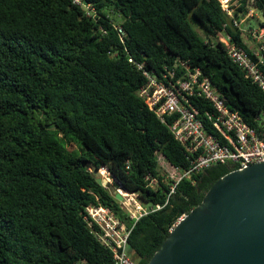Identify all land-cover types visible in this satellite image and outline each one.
<instances>
[{
  "label": "trees",
  "instance_id": "1",
  "mask_svg": "<svg viewBox=\"0 0 264 264\" xmlns=\"http://www.w3.org/2000/svg\"><path fill=\"white\" fill-rule=\"evenodd\" d=\"M83 1L95 17L73 0H0V264H115L84 218L98 204L132 227L128 254L147 264L179 217L235 168L211 165L170 191L158 156L186 169L187 153L137 95V63L200 68L264 140V91L220 41L227 34L248 48L233 20L248 4L264 15V0H231L239 4L229 10L220 0ZM104 168L114 178L106 186L96 181ZM110 184L154 209L133 224Z\"/></svg>",
  "mask_w": 264,
  "mask_h": 264
},
{
  "label": "built area",
  "instance_id": "2",
  "mask_svg": "<svg viewBox=\"0 0 264 264\" xmlns=\"http://www.w3.org/2000/svg\"><path fill=\"white\" fill-rule=\"evenodd\" d=\"M73 3L79 5L87 16L95 17V9L91 4L83 0H73ZM228 14L231 15V12L228 11ZM242 22L233 20L234 26L244 34V39H252V45L244 48L232 42L227 34L220 41L225 44L231 61L264 91V31L256 30L250 24L242 27ZM129 61L132 62V59ZM136 65L144 76V83L138 88L137 95L166 124L187 153V168H173L171 192L181 178L217 163H228L236 170L264 162L262 133L230 109L200 68L190 67L182 61H176L171 67L164 65L157 70L146 69L141 63ZM201 100L206 101L211 109L200 107ZM146 180L151 187L156 184L154 177L146 176ZM155 208H160V205ZM153 209L140 202L135 212L126 210L134 224ZM184 215L179 217L170 231ZM84 218L97 238L111 251L115 264H136L127 251L132 227H127L110 208L101 204L86 206Z\"/></svg>",
  "mask_w": 264,
  "mask_h": 264
},
{
  "label": "water",
  "instance_id": "3",
  "mask_svg": "<svg viewBox=\"0 0 264 264\" xmlns=\"http://www.w3.org/2000/svg\"><path fill=\"white\" fill-rule=\"evenodd\" d=\"M147 264H264V162L216 180Z\"/></svg>",
  "mask_w": 264,
  "mask_h": 264
},
{
  "label": "rangeland",
  "instance_id": "4",
  "mask_svg": "<svg viewBox=\"0 0 264 264\" xmlns=\"http://www.w3.org/2000/svg\"><path fill=\"white\" fill-rule=\"evenodd\" d=\"M222 7L226 10H229V8L231 7V5H233L234 7H237L239 4V1H234L233 3L231 2V0H220ZM247 12L246 14L240 19L242 20V24L240 26L244 27L245 25L250 24L254 29L259 30L261 29V32L264 31V15L262 14V12L256 8H254V6L252 4H248L247 5ZM113 17H117L112 15ZM118 18V17H117ZM118 22H116L117 24ZM195 29H200L197 25L194 26ZM201 31V29L199 30ZM244 43H246V45H252V39L248 38V39H244ZM68 147L73 150L77 155L82 153L81 147L79 146V144L76 143H72V142H68L67 143ZM159 159V163L161 165V170L162 172L166 173L167 176L171 177V175H173L174 170L170 167V165L164 160V158L159 155L158 156ZM97 177H102L107 184L110 183L112 181L111 177L108 174V171L106 168L101 169L97 172ZM109 189L112 193H115L116 190H119L123 199L121 201H119L122 205V207L128 211H134L136 210L137 205L140 203V201L136 198V195L131 194V193H127L126 191H124L121 188H116L114 187V185L110 184Z\"/></svg>",
  "mask_w": 264,
  "mask_h": 264
},
{
  "label": "bare ground",
  "instance_id": "5",
  "mask_svg": "<svg viewBox=\"0 0 264 264\" xmlns=\"http://www.w3.org/2000/svg\"><path fill=\"white\" fill-rule=\"evenodd\" d=\"M128 193V192H127Z\"/></svg>",
  "mask_w": 264,
  "mask_h": 264
}]
</instances>
